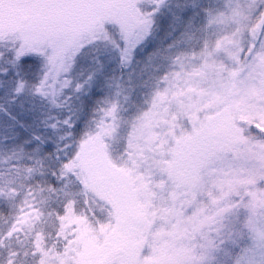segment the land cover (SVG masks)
<instances>
[{"label": "rangeland", "instance_id": "rangeland-1", "mask_svg": "<svg viewBox=\"0 0 264 264\" xmlns=\"http://www.w3.org/2000/svg\"><path fill=\"white\" fill-rule=\"evenodd\" d=\"M68 1H33L0 40L18 68L0 74V264H38L44 244L77 233L69 264H261L264 16L243 62L241 48L264 0ZM115 39L135 47L124 65ZM113 91L118 115L103 117ZM101 121L108 132L85 145L73 192L49 156L65 163ZM37 205L51 239L27 221Z\"/></svg>", "mask_w": 264, "mask_h": 264}, {"label": "trees", "instance_id": "trees-1", "mask_svg": "<svg viewBox=\"0 0 264 264\" xmlns=\"http://www.w3.org/2000/svg\"><path fill=\"white\" fill-rule=\"evenodd\" d=\"M12 5L16 6L14 0H0V19L2 21H4V20L6 21V19L10 20V17H9V14L11 12L10 6H12ZM4 6L6 7L5 14L3 11ZM122 6H123L122 0H69L68 1V7L71 11H74L75 9H82L85 7H88L90 9L103 8L105 10L112 9V8L119 9ZM116 34L118 36L119 32H117ZM119 41H121V42H119ZM112 46L116 50V54L118 56V59H119L121 65L125 64L124 63L125 60H127V62H128L127 58L131 59L130 56L135 51V47L132 46V44L131 45L127 44L123 40H116V39L113 40ZM14 54H15L14 46L11 45L10 42H9V44H5L4 48L0 47V59L2 60V64L0 65V74L10 73V72L15 73L16 75L18 74V68H17V64H16ZM6 71H8V72H6ZM4 77H8V74H5ZM121 97H122L121 93H118L116 91L112 92V102L109 104L108 110L105 111V114L103 117H105L107 115V112H109V111H111L112 114L107 115L108 118L117 117L118 112H119V103L122 101ZM51 104L53 105V103H51ZM49 109L52 111L54 108L50 107ZM47 116H49V115L47 114ZM52 118H54V117H52ZM49 159H50V161H53L52 167L57 168V170H58L57 174H60V176H58V180H60V182H62V183L66 182V184L69 187H71L70 189H72L73 192H74V189H76L78 191L84 190L83 186L79 182L80 175H77L79 173V171L74 170L73 173L65 174V171L62 167V165L64 163L61 161V155H59V156L57 155V156H55V158H53L50 155ZM34 162L39 166L41 161H38V162L34 161ZM28 168H29V170H31L35 173H37V170L39 169V167L35 166L33 163H29ZM61 194H63V193H61ZM86 195H87V193H86ZM65 201H66V199H64V202ZM32 210H35L36 212L27 221L33 222V223L37 224L38 226H40V225L42 226L45 223V219L43 218L45 215L44 214V208L43 207L39 208V206L37 205V206H35V209L32 207ZM26 224H28V223H26ZM24 227H26V226L24 225ZM44 227H42V229H44L47 232V237L49 239L54 237V231L55 230L52 227L49 228L50 226L48 225V223H45ZM67 235H69V234L65 235L66 239L64 241H58L55 243L54 249H52L48 245L44 244L43 248H41L42 252L40 251V249L38 250L39 251L38 252L39 259L41 258L43 253L46 252L48 254L47 256H49L51 258V259L49 258L50 261L52 259H54L53 264H69L67 256L70 255V252L72 253V255L77 256V252H78L77 249H80L78 247H80L82 244L80 243V241H78V237L80 236V233H77V235L73 234L72 236L71 235L67 236ZM52 240H54V239H52ZM67 250H69L70 252H67ZM54 252H57L59 254V256H56V258H55Z\"/></svg>", "mask_w": 264, "mask_h": 264}, {"label": "snow or ice", "instance_id": "snow-or-ice-1", "mask_svg": "<svg viewBox=\"0 0 264 264\" xmlns=\"http://www.w3.org/2000/svg\"><path fill=\"white\" fill-rule=\"evenodd\" d=\"M262 6H264V3H261L259 5H250V9L252 7H255L256 11H257ZM260 29L262 32H264V22H262L260 24ZM261 47L264 48V44H262ZM258 56H259L260 60L264 61V51H261L260 53H258ZM111 114H112L111 111H109L107 113V115H111ZM99 127H100V131L97 132L94 137H89L88 140L81 141L78 151L69 160H67L62 165V167L65 171V174L73 173L74 170L77 168L81 153L84 151L85 145H87L89 143V141L100 140L101 136H103L104 134H106L108 132V128L104 125L103 121H101ZM261 238L264 239V233L261 234ZM39 247H40L39 243H37V249H39ZM214 247H215V245L213 244V242L211 240H209L208 244L205 245V253L203 255L206 256L208 254V250L211 248H214ZM47 255L48 254L46 252L43 253L38 264H48V261L45 259V257H47ZM236 264H256V261L254 259H249V260L240 259L236 262ZM261 264H264V261H262Z\"/></svg>", "mask_w": 264, "mask_h": 264}, {"label": "clouds", "instance_id": "clouds-1", "mask_svg": "<svg viewBox=\"0 0 264 264\" xmlns=\"http://www.w3.org/2000/svg\"><path fill=\"white\" fill-rule=\"evenodd\" d=\"M261 16H264V6L260 7L255 13H253L252 19L249 22V26L245 31L243 37V45L244 47L241 48V51H244V48H247V51H244V56L242 57V61L246 60L248 54L252 51V48L255 44V40L257 38L255 33L256 24ZM262 42H264V36L260 37ZM71 135V133H69Z\"/></svg>", "mask_w": 264, "mask_h": 264}, {"label": "water", "instance_id": "water-1", "mask_svg": "<svg viewBox=\"0 0 264 264\" xmlns=\"http://www.w3.org/2000/svg\"><path fill=\"white\" fill-rule=\"evenodd\" d=\"M32 0H16L17 4L21 5V4H28L29 2H31ZM22 22H26L27 18L26 17H22L21 18ZM6 30V26L0 24V32H3ZM146 218L142 215H137L135 217H133L132 219V224L138 228H142L146 225Z\"/></svg>", "mask_w": 264, "mask_h": 264}, {"label": "flooded vegetation", "instance_id": "flooded-vegetation-1", "mask_svg": "<svg viewBox=\"0 0 264 264\" xmlns=\"http://www.w3.org/2000/svg\"><path fill=\"white\" fill-rule=\"evenodd\" d=\"M24 9V7H19V8H17L16 10H15V13H14V15H13V17L11 16V14H9V16H10V18L12 19L11 20V24H10V27H9V29H8V31L7 32H10L12 29H14V28H16V24H18L17 22H18V18H20V16L23 14V13H21V9ZM25 8H26V6H25ZM3 9L5 10V7H3ZM4 14H5V11H4ZM5 17V16H4ZM2 20L0 19V23H2L1 22ZM8 24V23H7ZM9 26V25H8ZM6 33V32H5ZM1 37V36H0ZM5 37H7V36H5ZM2 38H0V40H1Z\"/></svg>", "mask_w": 264, "mask_h": 264}]
</instances>
